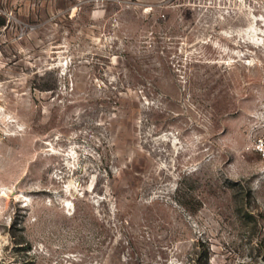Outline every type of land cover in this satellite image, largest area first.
<instances>
[{"label": "rangeland", "instance_id": "374dc122", "mask_svg": "<svg viewBox=\"0 0 264 264\" xmlns=\"http://www.w3.org/2000/svg\"><path fill=\"white\" fill-rule=\"evenodd\" d=\"M264 0H0V264H264Z\"/></svg>", "mask_w": 264, "mask_h": 264}, {"label": "built area", "instance_id": "2783aa9c", "mask_svg": "<svg viewBox=\"0 0 264 264\" xmlns=\"http://www.w3.org/2000/svg\"><path fill=\"white\" fill-rule=\"evenodd\" d=\"M258 149L260 152L264 153V138L259 142Z\"/></svg>", "mask_w": 264, "mask_h": 264}]
</instances>
